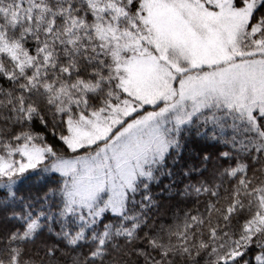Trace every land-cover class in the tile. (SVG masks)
I'll return each mask as SVG.
<instances>
[{
	"label": "snow or ice",
	"instance_id": "obj_1",
	"mask_svg": "<svg viewBox=\"0 0 264 264\" xmlns=\"http://www.w3.org/2000/svg\"><path fill=\"white\" fill-rule=\"evenodd\" d=\"M133 257L264 264V0H0V264Z\"/></svg>",
	"mask_w": 264,
	"mask_h": 264
},
{
	"label": "rangeland",
	"instance_id": "obj_2",
	"mask_svg": "<svg viewBox=\"0 0 264 264\" xmlns=\"http://www.w3.org/2000/svg\"><path fill=\"white\" fill-rule=\"evenodd\" d=\"M135 155H130L128 158L117 162L118 169V178L116 179V183H112V178H109L108 186L115 191L116 196L115 199L119 204L122 202L124 198L123 189L126 186H130L133 182L135 176L141 171V168L137 167L133 160H135ZM75 197L77 199L82 198L81 192H76Z\"/></svg>",
	"mask_w": 264,
	"mask_h": 264
},
{
	"label": "trees",
	"instance_id": "obj_3",
	"mask_svg": "<svg viewBox=\"0 0 264 264\" xmlns=\"http://www.w3.org/2000/svg\"><path fill=\"white\" fill-rule=\"evenodd\" d=\"M41 128H43V125H41ZM186 146V150H187ZM165 167H172L171 163L169 161H166ZM163 171V169H161V172ZM159 174V173H158ZM169 181V177L167 175H161V180H160V184L159 185H153V190L156 192H160V190L163 188V185L167 184ZM187 207H192L193 206V201H189L187 203V205H185ZM193 207H196V205H194ZM132 260H134V257L131 258L130 260V264H132Z\"/></svg>",
	"mask_w": 264,
	"mask_h": 264
}]
</instances>
